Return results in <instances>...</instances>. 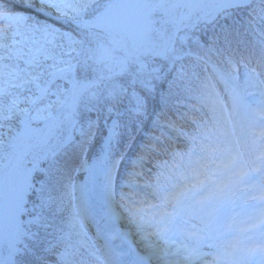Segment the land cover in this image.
Returning <instances> with one entry per match:
<instances>
[{
  "label": "trees",
  "instance_id": "obj_1",
  "mask_svg": "<svg viewBox=\"0 0 264 264\" xmlns=\"http://www.w3.org/2000/svg\"><path fill=\"white\" fill-rule=\"evenodd\" d=\"M106 1L0 0V177L10 182L0 201L12 200L32 169L16 242L0 241V264H107L73 185L87 188L80 165L99 160L110 132L120 209L155 237L180 240L161 205L187 192L183 176L219 169L213 159L238 145L240 96L264 93V0L204 16L201 7L217 2L201 0L170 53L141 55L146 67L133 60L113 78L95 61L100 32L77 23ZM173 247L175 259L193 258Z\"/></svg>",
  "mask_w": 264,
  "mask_h": 264
},
{
  "label": "rangeland",
  "instance_id": "obj_2",
  "mask_svg": "<svg viewBox=\"0 0 264 264\" xmlns=\"http://www.w3.org/2000/svg\"><path fill=\"white\" fill-rule=\"evenodd\" d=\"M182 1L183 0H168V3L165 5V7L159 9L158 11L159 13H167L161 16L156 13L153 18L156 21L155 23L157 25L156 28L158 29V31L154 33L152 32L153 34H147L146 36L139 35L133 37L135 38V40L132 42L134 47L132 48V50H127L125 47H122L123 45H121V41L111 36L113 32L109 35H106L104 32H101L100 35H96L98 37L94 55L96 64L101 73L100 76L105 75L103 72L104 70L107 73L105 76H107L108 78H113L115 76L126 73L132 58L136 59L135 64L137 67H146V62L139 59L140 55H152L155 57H161L165 53H170L171 50L169 49V46L171 43V39L174 36L175 21L177 19L175 10L177 9V4H180ZM200 1L201 0H191L190 3H188L184 7V19L180 23L185 21L193 13L198 12L197 9H199L198 7L200 6ZM211 4L212 5L210 10L208 8H205V6L201 7L200 15L204 16L209 14L210 11L221 9L218 3ZM81 23L85 25L84 22ZM153 39H157L161 42L153 43ZM101 86V82L93 83V87L95 89L100 88ZM94 92L95 91L93 90L91 92V95H94ZM257 100H264V94L257 98ZM237 156H241L244 161H246L241 153V150H236V148L230 151L228 160H232L233 163L236 164V161H238ZM228 160L226 161L228 162ZM234 164L233 167L231 165L225 167V171L221 169L224 165H221L222 167L219 169L220 171L216 175V178L221 182L227 183V185L222 188L223 192L221 196H218V193L220 192H216L213 189L212 183L210 181V183H207V185H202V183L200 182L199 187H191L190 191L188 193H185L184 196L181 197V200L179 202V209L176 210L177 214L176 216H174L175 220L183 223V227L185 228V230L192 231L195 235L194 237L197 240L198 238H202L203 241L204 238L213 240V237H216L214 242L216 243L215 248L217 249V252H213L214 254H216L215 258L207 257V255L211 252H208L207 249L202 248L201 246L203 244L201 242L198 241L195 245L196 247H190L188 246V244H192L191 240L187 239V242L184 244V246L189 249H194V251H196L195 254L199 257L198 261H193L192 264H215L216 262L223 261V257L227 256V254H225L224 256L221 255L222 251L220 249L222 247H224L225 249L228 246H235V239H237V237L242 238V235L245 236L250 234V232L243 231L247 226L253 225L256 227L254 230L252 228H249L251 232H255L256 229L264 226L262 225L263 222H258V219L264 217V214L257 210V208H259L257 199H254L252 190L250 188H245L244 186H242L243 184H240V181H242V178L244 177H240L239 179L236 177V172L240 169ZM105 166L109 169H112L109 165L107 166L106 163ZM6 176L0 177V194H6L9 189L10 182H8L9 179H7ZM114 176L115 174L113 173V177ZM245 177H247V175ZM250 179L251 178H249L248 180ZM5 185L6 189H4ZM248 185L253 187V189H256L255 184L253 185L250 182L248 183ZM77 190H75L76 193H74L76 197L79 195V192H83L84 188L83 190L81 189L82 191H80V189L79 191ZM13 198L12 200L6 199L0 201V241H6L7 243H9L8 247L10 248H12L14 242H16V230L15 225L9 223L6 220V217L9 215L6 216L5 213L13 211ZM78 210L82 222L85 224L87 229L90 230L81 216L80 208ZM122 215L127 218V224H130V216L125 214V212L122 213ZM7 224H9L10 226L9 232H7L8 230L5 231ZM139 229L142 231H149L148 229H143V227H139ZM239 230L243 231L244 234L243 232L239 233ZM231 231H235L234 236L236 237H234V239L224 241L221 237H219L223 233ZM142 238H139L138 242L140 244H143L142 247H146L145 249H160L159 251L162 252V254L164 253L166 256L172 255L173 252L171 248H168L166 250L162 249V245L159 242L154 241L152 236L148 235L147 233ZM168 243L170 245L171 242ZM242 244L243 243H241V245ZM241 250L242 247L237 248L238 253L240 252L245 254ZM236 254L231 255V257L236 256ZM245 256H247V253L245 254ZM111 261H113V264H116V261L114 259H112ZM1 262L2 264H7V257L2 258ZM162 264L184 263H174V261L172 260H164V263ZM232 264L241 263L234 262Z\"/></svg>",
  "mask_w": 264,
  "mask_h": 264
},
{
  "label": "bare ground",
  "instance_id": "obj_3",
  "mask_svg": "<svg viewBox=\"0 0 264 264\" xmlns=\"http://www.w3.org/2000/svg\"><path fill=\"white\" fill-rule=\"evenodd\" d=\"M147 0H113L96 16L88 26L103 29L110 32L113 28L122 27L126 33L138 35L142 29L151 24L140 17V8L145 6ZM162 1V0H160ZM164 2H162L163 4ZM190 3V2H188ZM186 3V5L188 4ZM161 4V5H162ZM184 5V7L186 6ZM160 5H152V10H156ZM119 30V29H118ZM249 110V109H248ZM245 151L250 152L251 161L256 165V172L264 178V154L260 153V144H253L249 150L248 143L244 144ZM247 149V150H246ZM248 158V156L246 155ZM113 171L107 170L104 161L92 167L91 178L99 179L102 197L98 203L90 201V192H83L81 204V216L96 238L102 241L107 252L113 256L117 264H162L163 254L160 249H142L143 244L136 239L131 225L127 224L125 217L117 210L113 202V196L109 191L108 176ZM90 178V179H91ZM80 189V186L78 187ZM261 220L259 219L258 222ZM123 233V234H121Z\"/></svg>",
  "mask_w": 264,
  "mask_h": 264
},
{
  "label": "water",
  "instance_id": "obj_4",
  "mask_svg": "<svg viewBox=\"0 0 264 264\" xmlns=\"http://www.w3.org/2000/svg\"><path fill=\"white\" fill-rule=\"evenodd\" d=\"M190 1L191 0H183L179 5V15H178V19L175 21L174 36H173V39L171 40L169 49L173 48L175 39L179 32L178 25L184 18L183 7L184 5H186V3ZM252 1L253 0H216V2L220 5L221 9H235V8L246 7V6H249L252 3ZM95 18L96 16L93 19L86 21L87 24H91L90 22H93ZM57 76L59 77L60 73H58ZM110 137L111 135L109 134L107 136V139H109ZM16 147H17V144L14 145V150L16 149ZM31 171L27 173L20 190L15 194L13 198V211L11 212V219L9 220V223L16 224L18 221V218L21 212L22 203H23L24 197L28 190ZM90 172L92 173V169L90 170ZM89 192H90V201L93 203H98V201L102 197V192H101L99 179L95 176L91 178V180H89ZM6 227L7 229H9L10 227L9 224H7ZM93 238L95 240L100 241L99 238H96L94 235H93Z\"/></svg>",
  "mask_w": 264,
  "mask_h": 264
},
{
  "label": "flooded vegetation",
  "instance_id": "obj_5",
  "mask_svg": "<svg viewBox=\"0 0 264 264\" xmlns=\"http://www.w3.org/2000/svg\"><path fill=\"white\" fill-rule=\"evenodd\" d=\"M5 215L6 216L9 215V216L6 217L7 220H10L11 219V214L10 213L7 212V214H5Z\"/></svg>",
  "mask_w": 264,
  "mask_h": 264
}]
</instances>
